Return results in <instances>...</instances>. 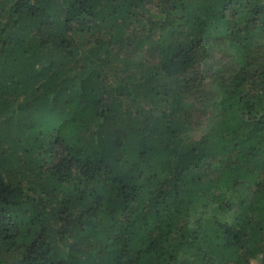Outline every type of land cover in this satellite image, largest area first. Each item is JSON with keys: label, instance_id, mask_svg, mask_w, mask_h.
<instances>
[{"label": "trees", "instance_id": "16d2710c", "mask_svg": "<svg viewBox=\"0 0 264 264\" xmlns=\"http://www.w3.org/2000/svg\"><path fill=\"white\" fill-rule=\"evenodd\" d=\"M0 264H264V0H0Z\"/></svg>", "mask_w": 264, "mask_h": 264}, {"label": "rangeland", "instance_id": "374dc122", "mask_svg": "<svg viewBox=\"0 0 264 264\" xmlns=\"http://www.w3.org/2000/svg\"><path fill=\"white\" fill-rule=\"evenodd\" d=\"M196 116V120L194 119V122L192 123V127L189 128L186 132L193 136V137H200L202 135V133L204 132L205 129V124L203 122L204 118L206 117L207 113L206 111H198L195 113Z\"/></svg>", "mask_w": 264, "mask_h": 264}]
</instances>
